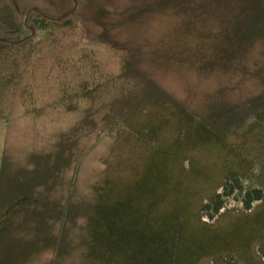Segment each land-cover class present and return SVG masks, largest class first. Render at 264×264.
<instances>
[{
  "label": "rangeland",
  "instance_id": "1",
  "mask_svg": "<svg viewBox=\"0 0 264 264\" xmlns=\"http://www.w3.org/2000/svg\"><path fill=\"white\" fill-rule=\"evenodd\" d=\"M74 4L0 0V264H264V0Z\"/></svg>",
  "mask_w": 264,
  "mask_h": 264
},
{
  "label": "trees",
  "instance_id": "2",
  "mask_svg": "<svg viewBox=\"0 0 264 264\" xmlns=\"http://www.w3.org/2000/svg\"><path fill=\"white\" fill-rule=\"evenodd\" d=\"M5 15L6 19L4 15L3 17L1 16L2 22H7L11 26L15 27L12 10H6ZM43 20L45 19L43 18ZM67 21L68 20H64V23H66ZM12 46V43L0 41V66H2L4 70H11L12 62L8 59L9 55L6 49ZM220 187L222 189L221 192L215 193L211 197H208L206 202L200 205V209L204 211L210 219H213V217L218 214L219 210L222 208L224 197L230 195L234 190H237L239 192L240 202L243 205L244 209H250L252 202L260 200L263 196V191L261 188L254 187L250 189H243L241 184L239 183V180L235 178L234 184H231L229 187H226L222 184L220 185ZM176 221L178 222V219H176Z\"/></svg>",
  "mask_w": 264,
  "mask_h": 264
},
{
  "label": "water",
  "instance_id": "3",
  "mask_svg": "<svg viewBox=\"0 0 264 264\" xmlns=\"http://www.w3.org/2000/svg\"><path fill=\"white\" fill-rule=\"evenodd\" d=\"M74 7L71 9V10H69L68 12H66L65 14H63V15H61V16H59L58 18H49V19H51V20H59V19H61L63 16H66V15H68V14H70V13H73V11H74V9H75V6H76V0H74ZM0 41H2V42H6L7 40H2V39H0ZM16 42H21V40H18V41H16Z\"/></svg>",
  "mask_w": 264,
  "mask_h": 264
},
{
  "label": "flooded vegetation",
  "instance_id": "4",
  "mask_svg": "<svg viewBox=\"0 0 264 264\" xmlns=\"http://www.w3.org/2000/svg\"><path fill=\"white\" fill-rule=\"evenodd\" d=\"M45 19V18H44Z\"/></svg>",
  "mask_w": 264,
  "mask_h": 264
}]
</instances>
